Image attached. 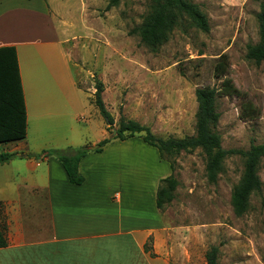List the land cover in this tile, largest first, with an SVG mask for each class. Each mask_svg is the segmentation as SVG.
<instances>
[{
    "label": "rangeland",
    "instance_id": "374dc122",
    "mask_svg": "<svg viewBox=\"0 0 264 264\" xmlns=\"http://www.w3.org/2000/svg\"><path fill=\"white\" fill-rule=\"evenodd\" d=\"M189 1L205 13L209 31L186 19L152 51L134 31L148 14L150 0H121L113 7H108L109 0H46L68 40L78 86L94 99L96 84H104L102 97L114 117L107 127L109 137L122 118L145 122L164 139L193 136L196 89L221 88L229 78L241 95H222L217 101L222 146L247 151L264 144V61L256 64L246 57L248 45L259 41L258 13L264 0ZM222 54L229 69L218 77L215 67ZM248 104L257 112L254 117H246ZM91 124L85 132L89 138L106 120L99 113ZM11 144H0V153ZM245 159L238 153L227 157L216 183L207 179L200 148L169 159L179 182L175 198L160 211L169 264H207L212 245L220 247L219 264H264V160L259 168L262 187L251 196L248 209L237 216L232 205ZM10 255L11 250H0L1 259Z\"/></svg>",
    "mask_w": 264,
    "mask_h": 264
},
{
    "label": "crops",
    "instance_id": "0c3cea01",
    "mask_svg": "<svg viewBox=\"0 0 264 264\" xmlns=\"http://www.w3.org/2000/svg\"><path fill=\"white\" fill-rule=\"evenodd\" d=\"M8 45L17 50L28 127L5 150L18 156L0 163L8 242L0 250H11L0 264H169L156 199L171 164L139 134L90 149L109 137L108 125L85 136L100 111L78 86L68 40L46 0H0V47ZM68 146L90 150L79 163L80 185L56 158L27 157Z\"/></svg>",
    "mask_w": 264,
    "mask_h": 264
},
{
    "label": "trees",
    "instance_id": "16d2710c",
    "mask_svg": "<svg viewBox=\"0 0 264 264\" xmlns=\"http://www.w3.org/2000/svg\"><path fill=\"white\" fill-rule=\"evenodd\" d=\"M121 0H109L108 7L118 5ZM198 29L208 32L209 22L201 9L189 0H150V9L143 22L135 28L141 41L152 51H157L169 40L176 27L184 26L185 20ZM259 41L249 44L246 57L256 64L264 61V2L258 13ZM229 62L226 54L220 56L216 64V76L226 74ZM104 84H96L94 103L100 114L106 120L108 128L114 124V117L107 110L102 97ZM222 95H241L231 79L225 78L221 88L200 87L196 89L198 102L196 112V134L184 138H161L156 136L149 126L135 120H120V126L115 137L101 140L95 151H100L104 145L113 139L126 140L136 134L142 135L146 143L159 150L162 159L169 162L171 157L181 152H191L200 148L206 158V175L211 183L218 181L223 169L224 161L233 154L245 155L244 172L239 184L232 193V205L237 216H241L248 209L249 201L254 192L261 190L262 181L259 175L261 162L264 160V144H253L247 151L239 149H225L222 138L217 130L220 113L217 101ZM246 117H254L256 110L248 104L244 107ZM245 114V112H244ZM27 109L24 90L20 75V66L16 47L13 45L0 47V144H9L24 140L27 136ZM144 133V134H142ZM88 147L68 146L64 149H44L40 153H29L27 157L45 159L54 157L64 167L71 183L80 185L85 178L79 170L81 159L89 152ZM18 156V153L3 151L0 153V163H6ZM21 156H24L23 154ZM170 163V162H169ZM171 164L174 172L173 164ZM179 182L172 173L160 182L157 191V207L161 211L175 198L174 192ZM7 224L0 223V248L7 246ZM146 250L149 246L146 245ZM220 247L212 245L206 253L207 264H219Z\"/></svg>",
    "mask_w": 264,
    "mask_h": 264
},
{
    "label": "water",
    "instance_id": "95a60500",
    "mask_svg": "<svg viewBox=\"0 0 264 264\" xmlns=\"http://www.w3.org/2000/svg\"><path fill=\"white\" fill-rule=\"evenodd\" d=\"M116 133H117V130L114 129L113 134H112V137H115V136H116ZM98 147H99V145L97 144V145H95V146H91L90 149L95 150V149H97Z\"/></svg>",
    "mask_w": 264,
    "mask_h": 264
}]
</instances>
